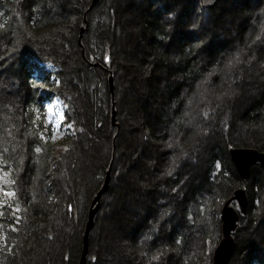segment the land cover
Masks as SVG:
<instances>
[{"label": "rangeland", "instance_id": "rangeland-1", "mask_svg": "<svg viewBox=\"0 0 264 264\" xmlns=\"http://www.w3.org/2000/svg\"><path fill=\"white\" fill-rule=\"evenodd\" d=\"M54 1L56 6L63 4L61 0ZM99 1H105V4L111 7L110 34L106 46L110 64H100L106 73L110 112L104 133H95L84 120L80 121L79 126L83 131L81 134L87 136L90 151L84 145H81L82 149L76 146L75 141L80 135L73 141L70 140L73 120L77 122L79 118L74 116V113L82 110L77 83L68 70L80 54L84 56L86 51L93 52L95 48L86 45L90 40V29L86 25L79 30L77 46L72 45L70 41L72 32L60 27L59 31L55 29L58 33L50 39L45 48L20 44L21 47L17 50L9 38L0 40V94L17 107L24 101L28 80L24 58L18 53L20 49L24 53L29 49L34 52L39 61L38 65L50 74V80H56L55 74L61 73L62 78L57 79L55 87L64 85L65 95L69 97L71 105L68 108L62 99L55 96L45 103V122L50 123L54 130L52 146L55 152H58L65 145H69L66 157L69 158L73 154L80 158L92 156L103 166L106 164L99 188L103 185L108 171V187L100 197L94 224L88 234L84 264H160L158 261L150 262L151 258L144 253L147 251V243L144 241L143 232L154 224L162 227L166 222V215L162 214L165 205L161 204H164L166 199H179L182 196L180 193L170 192V187L162 186L165 175L181 171L187 163L195 165L194 168L198 170L201 169L203 153L216 149L226 140L219 129V121L226 120L228 127L224 130L228 132L230 140H235L237 130L246 127L243 118L252 108L258 106L264 96V59H261L256 51L258 48H264V0H218L212 8L207 9L208 13H201L202 16L200 11H195L197 2L201 4V0ZM96 4L92 7L89 5L86 16L94 13ZM155 11L162 19L165 31L164 48L167 54H175L182 45L195 44L189 58L206 70L200 77L201 81L194 83L191 95L186 93L184 80L172 78L171 85L178 87L181 98L185 99L180 105L182 120L178 122L181 129L178 131V137L172 136V133L168 132L167 124L160 123L163 119L158 121L155 116L164 108L163 105L167 104L164 102L165 97L160 99L153 93L154 88H161L160 84L167 77L163 79L166 74L155 70L150 36L143 25L144 18ZM257 13L263 16L260 17L259 28L253 41L247 44V47L242 44L243 34L253 26ZM98 21V24L104 23L103 16ZM97 28L93 26V29ZM219 44H227L229 53L210 58V53ZM251 46L254 48L253 52L248 50ZM92 65L97 67L95 63ZM202 107L210 110L208 119L204 118ZM66 109L70 110V118L67 119ZM146 128L160 130L164 136L161 144L148 137ZM243 135L245 138L240 146L256 148L249 133ZM182 136L186 139L192 137L189 146L181 144L179 139ZM64 138L66 139L63 141ZM219 152L222 155V151ZM224 157L228 168L232 170L234 166L232 167L228 149ZM67 161L65 159L67 167L61 173L63 178L70 180L73 169H69ZM160 168L162 173L156 174ZM196 169L191 172H196ZM189 174L183 175L186 177H183L180 183H191L194 177ZM200 175L201 172L197 171L199 178ZM156 179L161 186L152 185ZM248 185L254 202L249 212L252 219L241 222V227L239 226L233 235L237 250L234 248L228 264H248L247 257L253 250H260L256 255L264 256V184L261 182L256 189L251 187L250 182ZM254 216L256 222L253 220ZM157 218L159 222H156ZM173 224L181 228L177 218ZM58 227V231L54 232L56 242L46 245L47 250H43V257V252L38 253L36 264L63 263L57 253L62 239L76 235L78 246L79 237L80 240L83 238L85 223L80 228L70 220L63 219ZM190 229L188 243L193 247L195 244V251L199 249L198 253L202 250L205 254L209 253L218 240L212 238L208 243H201L199 233ZM171 230L172 224L164 234L168 237ZM133 236L135 243L132 242ZM162 236L164 235L159 234L160 238ZM164 243L167 244L162 242L161 245ZM242 243L247 245L246 250L239 252L238 244ZM152 250L153 248L150 252ZM57 260L59 263H56Z\"/></svg>", "mask_w": 264, "mask_h": 264}, {"label": "trees", "instance_id": "trees-1", "mask_svg": "<svg viewBox=\"0 0 264 264\" xmlns=\"http://www.w3.org/2000/svg\"><path fill=\"white\" fill-rule=\"evenodd\" d=\"M61 1L63 4L56 6L54 0H0V40H4V37L9 38L17 50L22 45L27 46L28 44L45 48L50 39L58 33L60 27L72 32L70 41L72 45L77 46V35L80 28L83 25L89 27L90 40L86 42V45L95 46L94 51H86L84 56L80 54L70 65L68 71L77 83L82 110L74 113V116L79 118L77 122L73 120L70 140L73 141L77 135H80L75 141L76 146L82 149L81 145H84L90 151L88 138L81 134L83 131L79 125L80 121L84 120L91 131L105 132L110 112V97L107 91L106 73L101 69L100 64L105 65L104 53L107 48V37L110 34L111 7L105 4V1L102 3L99 1L93 8L94 13L86 16L85 12L91 0ZM195 11H200L203 15L208 13L199 1ZM155 12L150 15L146 13L147 18L143 20L146 32L150 36L155 70L166 74L163 79L167 77L160 84L161 88L153 89L157 97L160 99L165 97L164 102H167L155 116L158 121L163 119L164 122L160 123L167 124L168 132L172 133V136L178 137V131L181 130L178 122L182 120L180 105L185 99L181 98L179 88L171 85L172 78L178 77L184 80L186 93L191 95L194 83L201 81L200 77L206 70L189 58L195 44L182 45L175 54H167L164 48L165 31L162 19ZM101 16H103L104 23L98 24ZM255 16L257 20L254 19L253 26L243 34L242 44L246 46L253 41L256 30L259 28L260 17L263 15L257 13ZM93 26L98 28L95 30ZM251 47L248 50L253 52L254 48ZM256 51L261 59H264V48H258ZM26 52L24 53L21 49L18 52L24 58L28 80L26 83L28 91L21 106H14L0 94V264H36L38 253L43 252V257L45 255L43 250H47L46 245L56 242L54 232L58 231V226L62 224L63 219H68L82 228L92 197L101 185L106 166V164L103 166L102 163H98V160H94L92 156L80 158L73 154L69 158L66 157L69 145L62 146L60 151L55 152L52 146L54 130L50 123L45 122L44 106L54 96L62 99L67 107L71 105V102L65 95L64 85L55 87L57 79L62 78L61 73L55 74L56 80H50V74L38 65L39 61L33 54L34 52L32 53L30 49ZM228 53L227 44H219L210 53V58ZM93 63L97 67H93ZM203 108L201 109L203 116L208 119L210 110ZM69 112L70 110L66 109V119L70 118L68 117ZM83 116L84 119H82ZM243 121L246 127L237 130L233 141L229 139L228 132L224 130L228 127L226 120L219 121V129L226 140L216 149L203 153L201 169L198 170L194 168L195 165L187 163L181 171L165 175L162 186L170 187L168 189L172 190L170 192L180 193L182 196L179 199H166V202L161 204V206L165 205L162 214L166 215V222L162 227L154 224L143 232L144 241L147 243V251L144 253L149 255L150 262L210 264L213 246L210 252L206 253L207 255L203 250L198 253L199 249L195 251V244L193 247L188 243V231L192 228L197 234L199 233L201 243L204 241L208 243V240L212 238L218 240L220 237V208L226 200L232 197L233 191L243 185V180L235 169L228 168L224 153L229 144L240 146L242 139L245 138L243 134L246 133L252 137L256 148L264 147V96L258 106L245 115ZM145 130L152 141L161 144L164 136L158 128H146ZM66 138L68 140V137ZM179 140L181 144L189 146L192 137L186 139L182 136ZM65 159L68 160L69 169H73L70 180L63 178L61 173L67 167ZM228 163L230 164L229 160ZM193 169H196V172H191ZM197 171L201 172L200 178L197 176ZM260 172L258 167L252 168L250 182H256L257 185L258 183L261 185V182L264 184V176ZM160 173H162L161 168L156 174L160 175ZM185 174L194 177V180L188 184L180 183V180L186 177L183 176ZM152 185L161 186L158 179L152 182ZM173 193L170 194L173 195ZM251 195L252 191H250ZM175 218L181 228L174 226ZM253 218L255 221V216ZM156 222H159L158 218ZM145 224L144 221L143 226ZM170 224H172V230L167 237L164 232ZM159 234L164 236L160 238ZM62 240L57 252L64 261L61 264L77 263L81 250L80 237L78 246L76 235ZM132 242H136L134 236ZM162 242H167V244L161 245ZM246 246L245 243L238 244L239 252L246 250ZM151 248L153 250L150 252ZM46 253L47 257L48 251ZM257 253H260V250L259 252L253 250L250 256L248 254L249 264L254 257L262 256L256 255ZM56 263H59V260ZM253 264L259 263L255 261Z\"/></svg>", "mask_w": 264, "mask_h": 264}, {"label": "water", "instance_id": "water-1", "mask_svg": "<svg viewBox=\"0 0 264 264\" xmlns=\"http://www.w3.org/2000/svg\"><path fill=\"white\" fill-rule=\"evenodd\" d=\"M99 0H91L90 7L95 5ZM218 0H201L204 8H212ZM105 63L110 64L108 49H105L104 54ZM111 87V85H110ZM114 113V112H113ZM112 113V117H113ZM228 154L230 161L232 162L236 172L240 177H247L250 173L251 167L255 163H259L260 167L264 170V151H260L253 147H242V146H228ZM108 182V171L103 181V185L98 189L96 194L93 196L85 222L84 235L81 239V250L80 258L77 264H84L85 254L87 253L88 246V234L93 227L96 212L100 205V197L107 190ZM234 199L238 205L241 213L245 212L246 209V194L242 187L236 188L233 191L231 198L226 200L220 209V221H221V238L213 250L210 264H228L230 257L232 256L235 248V242L232 236L238 222L237 211L229 205V202Z\"/></svg>", "mask_w": 264, "mask_h": 264}, {"label": "flooded vegetation", "instance_id": "flooded-vegetation-1", "mask_svg": "<svg viewBox=\"0 0 264 264\" xmlns=\"http://www.w3.org/2000/svg\"><path fill=\"white\" fill-rule=\"evenodd\" d=\"M258 150L264 151V147H262V148H260ZM254 167H258L259 170L261 171L260 173L263 174V176H264V170L260 167L259 163H255V164L252 165L249 175L247 177H241L242 180H243L242 188L245 190L247 203H246V209H245V212L244 213H241V212L237 211V213H238V222H237V226H236L235 230L232 233V236L235 235V233L238 231V227L239 226L241 227V225H240L241 222H245L246 220H249L250 221L252 219V217L250 218L251 214L249 215V212H250V210H251L254 202H253L252 196H250V192H249L250 190L248 189V186H249L248 185V182H250V175H251V172H252V168H254ZM250 185H251V187L253 189H256L257 187L259 188L260 183H258V185H257L256 182H253L252 181V182H250ZM229 204H231L232 207H234V208L237 207V203H236V201L234 199H232L229 202ZM220 237H221V234H220ZM220 237L218 238V241H219ZM235 251H236V247H235ZM255 261H258L259 264L264 263V256L263 257L262 256H260V257H254L253 259L250 260V264H253Z\"/></svg>", "mask_w": 264, "mask_h": 264}, {"label": "bare ground", "instance_id": "bare-ground-1", "mask_svg": "<svg viewBox=\"0 0 264 264\" xmlns=\"http://www.w3.org/2000/svg\"><path fill=\"white\" fill-rule=\"evenodd\" d=\"M201 6H202V3H201ZM203 7V6H202ZM204 8V7H203ZM205 9H207V8H205ZM209 9V8H208Z\"/></svg>", "mask_w": 264, "mask_h": 264}]
</instances>
